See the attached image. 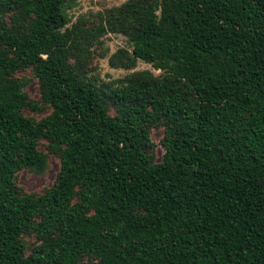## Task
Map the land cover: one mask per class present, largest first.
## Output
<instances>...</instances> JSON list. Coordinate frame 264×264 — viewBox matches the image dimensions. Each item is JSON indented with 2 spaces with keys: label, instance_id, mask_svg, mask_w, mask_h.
Here are the masks:
<instances>
[{
  "label": "trees",
  "instance_id": "1",
  "mask_svg": "<svg viewBox=\"0 0 264 264\" xmlns=\"http://www.w3.org/2000/svg\"><path fill=\"white\" fill-rule=\"evenodd\" d=\"M70 6L0 0V264H264V0H126L73 23ZM108 33L129 44L110 68L159 74L96 84ZM49 156L51 185L24 192Z\"/></svg>",
  "mask_w": 264,
  "mask_h": 264
},
{
  "label": "rangeland",
  "instance_id": "2",
  "mask_svg": "<svg viewBox=\"0 0 264 264\" xmlns=\"http://www.w3.org/2000/svg\"><path fill=\"white\" fill-rule=\"evenodd\" d=\"M124 1L126 0H66V2L71 5L67 10V15L70 23H73L80 16L92 19V16L96 15L97 13H101L105 9L118 6ZM121 48L127 49L129 51V44L121 35L108 33L100 38V44H98V46H96L93 50L92 59L89 63L90 68L87 74L88 76L94 78L96 84H111L113 80L122 78L128 73L138 70H148L153 75L159 74V71L153 70L149 65L141 61H137L135 67L131 70L110 68L107 64L108 57L116 50ZM23 76L25 79H28L23 91L29 98L36 99L38 95L36 80L29 72H25ZM46 112L47 111L38 115H33L26 112V115L33 116L35 119H37ZM160 137V131H151L150 139L154 144H156L154 154L157 160L160 159L163 152L158 146ZM57 168V160L49 156L46 160V167L41 174H35L30 171L22 170L17 176V184L26 193H38L43 188L51 185Z\"/></svg>",
  "mask_w": 264,
  "mask_h": 264
}]
</instances>
